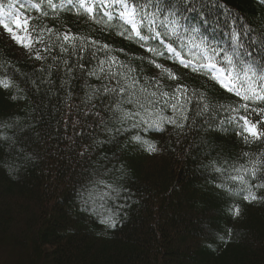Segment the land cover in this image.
<instances>
[{"label":"trees","instance_id":"trees-1","mask_svg":"<svg viewBox=\"0 0 264 264\" xmlns=\"http://www.w3.org/2000/svg\"><path fill=\"white\" fill-rule=\"evenodd\" d=\"M26 3H41L47 13L28 12L35 29L32 51L21 55L0 37V81L9 84L5 89L0 83V264H264V188H253L258 199L249 203L246 192L232 194L241 185L230 179L237 174L233 166L251 167L243 153H259L264 144H245L234 126L220 131L223 112L214 113L211 129L200 117L183 131L144 126L117 133L119 123L105 110L108 97L89 99L93 89L111 87L109 81L78 67L69 76L62 60L57 70L51 58H35L38 50L48 57L42 49L50 37L69 33L107 44L96 60L86 55V69L106 60L107 70L115 57L136 72L143 68L142 81L159 80L165 90L177 81L148 65L150 54L119 36L115 25L110 30L75 10L54 13L46 0ZM220 3L242 23L264 31V0ZM52 55L68 58L58 46ZM75 61L73 56L69 64ZM157 62L190 91L211 97L213 105L238 100L178 64ZM133 135L157 151L149 154ZM259 176L245 178L251 185L264 183ZM98 178L111 188L95 183ZM102 193L107 194L101 198ZM108 219L115 227L104 223Z\"/></svg>","mask_w":264,"mask_h":264},{"label":"snow or ice","instance_id":"snow-or-ice-1","mask_svg":"<svg viewBox=\"0 0 264 264\" xmlns=\"http://www.w3.org/2000/svg\"><path fill=\"white\" fill-rule=\"evenodd\" d=\"M44 6L54 13L58 9L69 13L75 10L78 17L83 16L97 24L105 23L110 30L115 25L119 36L150 54L148 65L160 69L169 80L177 81L174 87L165 90L168 86L162 85L159 80L153 82L145 77L142 81L140 73L143 68L136 72L129 65L116 61L115 57L111 58L112 63L107 70L104 68L108 63L106 60H100L96 67L86 69L81 63L86 55L90 53L91 59L96 60L98 52L108 50L107 44L101 46L96 40L89 41L87 37L69 33L57 34L54 40L50 37L51 43L42 49L48 57L41 56L38 50L35 58H51L54 61L51 67L57 70L62 60L69 76L78 67L82 74L87 71L97 80L109 81L111 87L105 85L102 93L99 88L93 89L89 99L97 94L108 97L105 110L119 123L120 127L115 129L117 133L144 126L161 133L166 130L165 126L183 131L186 126L194 127L200 117L211 129L212 122L217 118L214 113L223 112L226 118L220 120V131L234 126L237 129L235 134L245 144H264V31L257 32L242 23L220 0H63L59 5L53 0H46ZM29 10L47 15L42 12L41 3L29 4L26 0H18L17 7L13 0H9L6 5L0 4V30L31 52L32 44L25 43L33 39L35 31L31 27ZM47 31L51 33L53 30L49 28ZM36 42L43 43V40L37 37ZM57 46L60 53L67 54L68 58L52 55ZM73 56L76 61L70 65L69 59ZM160 60L178 64L207 78L214 86L218 85L219 89L238 100L229 105H213L211 97L190 91L187 84L179 83L181 77L157 62ZM51 67L48 70L50 75ZM45 82L50 81H40L41 84ZM0 83L5 89L9 87L7 82ZM169 109L172 114L165 116ZM253 115L261 119L253 122ZM100 118L103 124V116ZM131 140L139 142L149 154L157 151L155 144L141 140L140 135H133ZM243 156L248 157L251 167L233 166L232 171L237 174L230 175V179L238 181L241 187L232 194L246 192L243 199L251 203L258 199L253 188H264V183L251 185L245 177L256 179L259 173V179L264 180V150L256 154L245 152ZM215 171L223 170L216 168ZM95 183L111 188V185L104 184L102 178ZM106 194L102 193L101 198ZM236 214H239L238 208ZM104 223L115 227L114 220L108 219Z\"/></svg>","mask_w":264,"mask_h":264},{"label":"rangeland","instance_id":"rangeland-1","mask_svg":"<svg viewBox=\"0 0 264 264\" xmlns=\"http://www.w3.org/2000/svg\"><path fill=\"white\" fill-rule=\"evenodd\" d=\"M18 7V1L15 4ZM0 37L8 41L10 44H12L13 48L15 49L16 52L20 53L21 55L26 53L28 51L27 48L21 47L18 45L15 41H13L10 36L4 32L3 30H0ZM25 43H30L29 40H26Z\"/></svg>","mask_w":264,"mask_h":264}]
</instances>
